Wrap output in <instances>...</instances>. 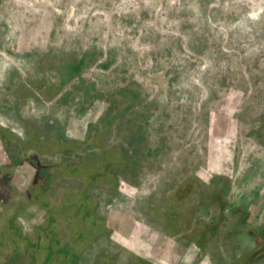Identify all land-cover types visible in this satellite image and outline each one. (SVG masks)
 Returning a JSON list of instances; mask_svg holds the SVG:
<instances>
[{"label": "rangeland", "instance_id": "374dc122", "mask_svg": "<svg viewBox=\"0 0 264 264\" xmlns=\"http://www.w3.org/2000/svg\"><path fill=\"white\" fill-rule=\"evenodd\" d=\"M263 252L264 0H0V264Z\"/></svg>", "mask_w": 264, "mask_h": 264}, {"label": "flooded vegetation", "instance_id": "af4514ba", "mask_svg": "<svg viewBox=\"0 0 264 264\" xmlns=\"http://www.w3.org/2000/svg\"><path fill=\"white\" fill-rule=\"evenodd\" d=\"M169 248L170 249H172V245L169 243ZM174 250H175V252H176V249L174 248ZM165 261H166V263H168V264H173V263H175L176 262V260H175V256L174 255H172V256H167V255H165Z\"/></svg>", "mask_w": 264, "mask_h": 264}, {"label": "water", "instance_id": "95a60500", "mask_svg": "<svg viewBox=\"0 0 264 264\" xmlns=\"http://www.w3.org/2000/svg\"><path fill=\"white\" fill-rule=\"evenodd\" d=\"M253 264H264V252L256 257Z\"/></svg>", "mask_w": 264, "mask_h": 264}, {"label": "crops", "instance_id": "0c3cea01", "mask_svg": "<svg viewBox=\"0 0 264 264\" xmlns=\"http://www.w3.org/2000/svg\"><path fill=\"white\" fill-rule=\"evenodd\" d=\"M178 258H179V257L175 256V260H177V262H179ZM185 264H186V263H185Z\"/></svg>", "mask_w": 264, "mask_h": 264}]
</instances>
